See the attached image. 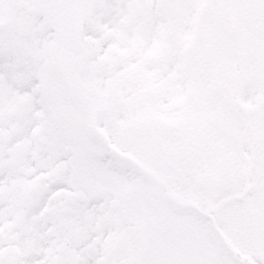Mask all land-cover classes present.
<instances>
[{
	"label": "snow or ice",
	"instance_id": "obj_1",
	"mask_svg": "<svg viewBox=\"0 0 264 264\" xmlns=\"http://www.w3.org/2000/svg\"><path fill=\"white\" fill-rule=\"evenodd\" d=\"M0 264H264V0H0Z\"/></svg>",
	"mask_w": 264,
	"mask_h": 264
}]
</instances>
